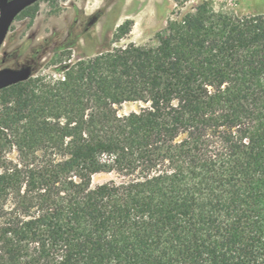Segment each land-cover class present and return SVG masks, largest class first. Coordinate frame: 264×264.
<instances>
[{
	"label": "trees",
	"instance_id": "16d2710c",
	"mask_svg": "<svg viewBox=\"0 0 264 264\" xmlns=\"http://www.w3.org/2000/svg\"><path fill=\"white\" fill-rule=\"evenodd\" d=\"M168 29L1 90L0 264H264V13Z\"/></svg>",
	"mask_w": 264,
	"mask_h": 264
},
{
	"label": "rangeland",
	"instance_id": "374dc122",
	"mask_svg": "<svg viewBox=\"0 0 264 264\" xmlns=\"http://www.w3.org/2000/svg\"><path fill=\"white\" fill-rule=\"evenodd\" d=\"M204 3L217 13H264V0H40L11 25L0 51V68L32 65V77L59 78L62 65L83 56L129 43L158 46V34L170 32V21L197 12ZM94 16L98 20L89 26ZM126 20L132 21L130 30L114 42L117 28ZM139 107L126 102L117 108L119 114H127ZM10 156L16 158L17 153ZM117 178L114 173L95 174L93 185Z\"/></svg>",
	"mask_w": 264,
	"mask_h": 264
},
{
	"label": "water",
	"instance_id": "95a60500",
	"mask_svg": "<svg viewBox=\"0 0 264 264\" xmlns=\"http://www.w3.org/2000/svg\"><path fill=\"white\" fill-rule=\"evenodd\" d=\"M40 0H0V51L17 16ZM93 17L89 24L96 22ZM33 73L32 65L20 68H0V90L28 80Z\"/></svg>",
	"mask_w": 264,
	"mask_h": 264
},
{
	"label": "flooded vegetation",
	"instance_id": "af4514ba",
	"mask_svg": "<svg viewBox=\"0 0 264 264\" xmlns=\"http://www.w3.org/2000/svg\"><path fill=\"white\" fill-rule=\"evenodd\" d=\"M94 17H96V16H94ZM92 18H93V17H92ZM92 18H91V19H92ZM89 22H90V21H89ZM88 25L90 26V24H89V23H88Z\"/></svg>",
	"mask_w": 264,
	"mask_h": 264
}]
</instances>
